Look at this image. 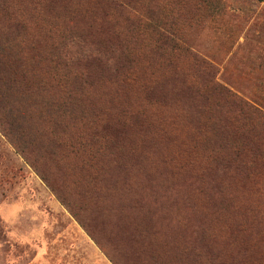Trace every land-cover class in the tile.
<instances>
[{"label":"rangeland","instance_id":"obj_1","mask_svg":"<svg viewBox=\"0 0 264 264\" xmlns=\"http://www.w3.org/2000/svg\"><path fill=\"white\" fill-rule=\"evenodd\" d=\"M0 264H264V0H0Z\"/></svg>","mask_w":264,"mask_h":264},{"label":"trees","instance_id":"obj_2","mask_svg":"<svg viewBox=\"0 0 264 264\" xmlns=\"http://www.w3.org/2000/svg\"><path fill=\"white\" fill-rule=\"evenodd\" d=\"M132 159H135L138 162L136 163L137 169H135V171L132 170L129 175V185L131 186L127 191L128 193L123 194L119 190H116L112 191L109 195V202L114 210L131 205L135 200L142 201V192L144 193V191L146 190L144 189L145 183L143 182V178L154 179L156 182H162L165 185L174 179H180L179 176H163L162 171H158L159 166L154 160L153 153L150 149H145L143 154L141 153L140 148L135 152L133 151ZM157 216L160 217L162 220L166 219L169 223L173 222L174 225H177L175 219H173L172 216L168 213L161 212Z\"/></svg>","mask_w":264,"mask_h":264},{"label":"bare ground","instance_id":"obj_3","mask_svg":"<svg viewBox=\"0 0 264 264\" xmlns=\"http://www.w3.org/2000/svg\"><path fill=\"white\" fill-rule=\"evenodd\" d=\"M227 247V246H226Z\"/></svg>","mask_w":264,"mask_h":264}]
</instances>
